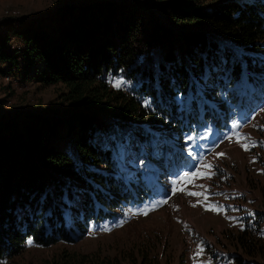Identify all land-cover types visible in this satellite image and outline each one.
Wrapping results in <instances>:
<instances>
[{
    "label": "trees",
    "instance_id": "1",
    "mask_svg": "<svg viewBox=\"0 0 264 264\" xmlns=\"http://www.w3.org/2000/svg\"><path fill=\"white\" fill-rule=\"evenodd\" d=\"M156 1L164 21L142 0H94L0 23V63L60 85L72 107L66 118L19 110L0 120V264L29 241H74L89 220L143 201L141 170L117 174L102 129L133 128L143 139L146 126L169 128L172 150L186 133L227 129L249 98L264 101V0ZM13 31L19 46L9 45ZM234 246L252 264L264 259V230L246 224ZM53 264L116 263L67 253Z\"/></svg>",
    "mask_w": 264,
    "mask_h": 264
},
{
    "label": "rangeland",
    "instance_id": "2",
    "mask_svg": "<svg viewBox=\"0 0 264 264\" xmlns=\"http://www.w3.org/2000/svg\"><path fill=\"white\" fill-rule=\"evenodd\" d=\"M91 1L94 0H0V23L7 17L31 20L66 3ZM142 1L166 20L159 1ZM0 31L6 33L4 28ZM10 36L9 45L19 46L14 31ZM7 66L0 63V120L19 110L67 117L72 107L61 99L63 87L43 85L33 76L34 71L27 78L11 73ZM248 102L227 129L208 126L186 133L182 145H173L172 150L163 136L169 128L146 126L148 133L143 139L133 128L110 125L108 130L102 129L101 143L113 150L117 174L133 176L141 170L146 197L141 202L129 201L112 216L89 220L88 232L74 241L49 246L28 242L18 256L4 264H53L67 253L110 259L116 264H236L233 256L240 255L246 264H252V259L234 246V237L246 224L264 230V101L257 103L249 98ZM237 132L248 139L238 142ZM251 142L255 146L246 151L243 145ZM216 153L225 155L218 157ZM171 157L177 164L168 168L166 163ZM205 162L212 164L210 171L215 175L198 178L195 184L206 185L207 202L223 205L226 211L206 210L204 197L188 195V191H203L193 184L186 185L187 191H172L180 176ZM97 170L108 168L102 165ZM165 199L166 204L143 214L144 208ZM198 246L203 253L196 257ZM255 262L264 264V259Z\"/></svg>",
    "mask_w": 264,
    "mask_h": 264
},
{
    "label": "snow or ice",
    "instance_id": "3",
    "mask_svg": "<svg viewBox=\"0 0 264 264\" xmlns=\"http://www.w3.org/2000/svg\"><path fill=\"white\" fill-rule=\"evenodd\" d=\"M121 85V81H116L115 85L116 87H120ZM237 141L240 142L243 139H248L247 137L243 136L241 133L237 132L235 134ZM229 139H231V137H229ZM245 150L247 151L249 149V147H254L255 146V142H251L250 144H244L243 145ZM216 155L218 157H222L225 155V153H216ZM212 164L210 162H205L202 163L200 168H197L195 171L192 172H185L182 176H180L179 180L176 181V187H173L172 191L173 193L177 192V191H187L186 185L187 184H193L195 187H199L201 189H203V191H188V195L191 196H197V197H204V207L206 208V210H212V211H217V212H221V211H226V209L224 208L223 205H218L216 203H211V202H207L208 201V189L206 185H196L195 184V180L198 178H210L212 175H215L214 172L210 171L212 169ZM203 169V170H202ZM168 201L165 200H160L156 203H153L151 208H144L143 214H147L148 211L154 210L156 207H159L160 205L166 204ZM197 203H202L201 201H197ZM196 204H193V207H195ZM136 214V213H133ZM231 220H236L237 218L235 217H228ZM104 230H110L108 228H105ZM29 243H31V241H29ZM203 253V248L201 246H198L196 252H195V256L198 257L200 255H202ZM200 264H205V262H200Z\"/></svg>",
    "mask_w": 264,
    "mask_h": 264
}]
</instances>
